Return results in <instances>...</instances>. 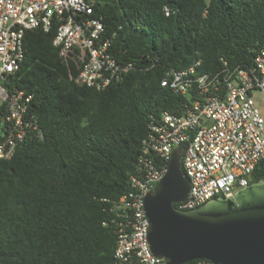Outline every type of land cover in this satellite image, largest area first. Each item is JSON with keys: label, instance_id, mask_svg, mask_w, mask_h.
<instances>
[{"label": "trees", "instance_id": "16d2710c", "mask_svg": "<svg viewBox=\"0 0 264 264\" xmlns=\"http://www.w3.org/2000/svg\"><path fill=\"white\" fill-rule=\"evenodd\" d=\"M89 1L108 52L133 68L101 91L78 85L52 45L56 25L26 32L4 86L33 96L37 130L0 160V264H115L103 223L128 190L147 124L193 100L161 86L167 72L195 62L198 75L247 70L264 49V0ZM252 174L264 180V160Z\"/></svg>", "mask_w": 264, "mask_h": 264}, {"label": "built area", "instance_id": "2783aa9c", "mask_svg": "<svg viewBox=\"0 0 264 264\" xmlns=\"http://www.w3.org/2000/svg\"><path fill=\"white\" fill-rule=\"evenodd\" d=\"M163 11L168 15L166 8ZM54 25L52 45L63 63H74L76 84L101 91L133 68L108 52L103 23L91 1L0 0V106L5 110L0 117V160L10 159L27 132L37 130L27 111L33 96L7 89L4 83L23 60L26 32H48ZM198 66L195 62L187 69L170 70L161 81V86L193 100L180 115L163 112L147 124L141 153L127 178L128 190L114 203L110 222L103 223L116 237L115 264H164L147 243L144 199L166 173L175 148L182 149L181 167L189 181L186 199L176 206L184 211L249 186L256 165L264 160V116L251 94L264 96V49L247 70L198 75Z\"/></svg>", "mask_w": 264, "mask_h": 264}, {"label": "water", "instance_id": "95a60500", "mask_svg": "<svg viewBox=\"0 0 264 264\" xmlns=\"http://www.w3.org/2000/svg\"><path fill=\"white\" fill-rule=\"evenodd\" d=\"M181 154V148L171 152L166 173L144 199L151 253L164 264H264V180L254 182L252 175L229 198L180 210L189 192Z\"/></svg>", "mask_w": 264, "mask_h": 264}, {"label": "rangeland", "instance_id": "374dc122", "mask_svg": "<svg viewBox=\"0 0 264 264\" xmlns=\"http://www.w3.org/2000/svg\"><path fill=\"white\" fill-rule=\"evenodd\" d=\"M251 94L256 103V106L259 108V110L264 116V96L258 91H254Z\"/></svg>", "mask_w": 264, "mask_h": 264}]
</instances>
